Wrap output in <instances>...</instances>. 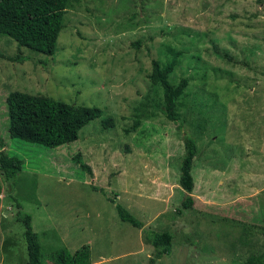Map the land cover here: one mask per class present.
Returning <instances> with one entry per match:
<instances>
[{"label":"rangeland","instance_id":"374dc122","mask_svg":"<svg viewBox=\"0 0 264 264\" xmlns=\"http://www.w3.org/2000/svg\"><path fill=\"white\" fill-rule=\"evenodd\" d=\"M0 54V152L24 161L10 183L0 174V264H28L23 212L44 264L59 249L86 251L89 264L264 257V0H68L52 55L3 35ZM174 56L171 85H187L169 120L163 87L148 75L153 60ZM14 90L103 114L58 147L12 138ZM105 116L114 126L102 127ZM185 134L197 147L194 204L177 213ZM78 152L91 174L73 160ZM116 203L143 228L121 220ZM148 228L173 235L154 261Z\"/></svg>","mask_w":264,"mask_h":264},{"label":"trees","instance_id":"16d2710c","mask_svg":"<svg viewBox=\"0 0 264 264\" xmlns=\"http://www.w3.org/2000/svg\"><path fill=\"white\" fill-rule=\"evenodd\" d=\"M67 4L68 0H0V35L10 37L18 47H27L45 55H52L56 49L57 36L62 28ZM9 58L23 60L19 55ZM175 64V56L164 64L153 60L148 75L152 83H160L163 87L165 105L162 111L169 120H175L176 101L187 85V80L184 78L175 87L171 85L169 73L173 71ZM6 104L10 136L47 147H58L76 140L84 125L103 114L97 106L75 105L18 90L8 93ZM138 124L139 120H135L132 127L135 128ZM101 125L103 128L112 127L114 119L105 116L101 119ZM2 143L0 136V144ZM183 143L184 154L181 158L179 184L184 190V196L177 213L192 209L194 204L192 195L194 179L191 169L197 153L196 140L191 135L185 134ZM80 156L79 152L76 153L73 155V160L91 174L90 167ZM23 163V159L19 156L8 155L1 151L0 174L4 181L7 183L13 181L22 171ZM115 208L121 220L131 223L136 228H143L144 224L124 206L116 203ZM17 220L24 227L28 264H44L42 246L38 233L33 228L31 215L26 212L18 213ZM146 233L154 248L152 261L170 253L173 238L171 232L148 228ZM53 256L55 258L52 260L55 264H89L86 251L71 254L65 249H59ZM246 264H264V257L249 256Z\"/></svg>","mask_w":264,"mask_h":264}]
</instances>
